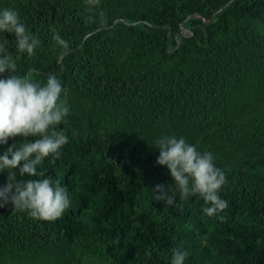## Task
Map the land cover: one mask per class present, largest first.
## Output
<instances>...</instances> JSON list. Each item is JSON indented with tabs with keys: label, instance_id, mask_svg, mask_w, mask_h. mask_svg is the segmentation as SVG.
<instances>
[{
	"label": "trees",
	"instance_id": "obj_1",
	"mask_svg": "<svg viewBox=\"0 0 264 264\" xmlns=\"http://www.w3.org/2000/svg\"><path fill=\"white\" fill-rule=\"evenodd\" d=\"M230 1L0 0L42 41L18 73L68 90L69 143L44 170L72 199L56 222L0 207V264H170L176 249L186 264H264V0ZM53 29L70 45L59 62ZM162 134L213 152L228 180L219 216L152 200L173 184Z\"/></svg>",
	"mask_w": 264,
	"mask_h": 264
},
{
	"label": "clouds",
	"instance_id": "obj_2",
	"mask_svg": "<svg viewBox=\"0 0 264 264\" xmlns=\"http://www.w3.org/2000/svg\"><path fill=\"white\" fill-rule=\"evenodd\" d=\"M95 6L99 0H85ZM5 33L13 34L9 41ZM53 43L60 49L58 62L69 54L70 45L53 29ZM42 41L12 7L0 8V146L19 137L0 151V173L9 172L8 183L0 187V207L11 204L34 221L56 222L72 207L67 187L46 175L44 164L54 162L69 143L66 131L71 108L68 90L56 75L43 82L18 73L21 57H34ZM14 47L15 51H10ZM7 74V75H6ZM159 149L157 163L169 172L173 184H157L150 190L153 201L165 207L196 198L203 201L202 212L219 216L228 208L221 192L228 183L225 172L216 166L211 151H200L183 137L162 134L154 140ZM19 177L24 179H17ZM187 252L176 249L170 264H186Z\"/></svg>",
	"mask_w": 264,
	"mask_h": 264
},
{
	"label": "water",
	"instance_id": "obj_3",
	"mask_svg": "<svg viewBox=\"0 0 264 264\" xmlns=\"http://www.w3.org/2000/svg\"><path fill=\"white\" fill-rule=\"evenodd\" d=\"M231 1H232V0H231ZM231 1H230V2H231ZM230 2H229V3H230ZM229 3H227V5H228ZM225 6H226V5H225ZM213 18H214V17H213ZM212 20H213V19H211V21H212Z\"/></svg>",
	"mask_w": 264,
	"mask_h": 264
}]
</instances>
